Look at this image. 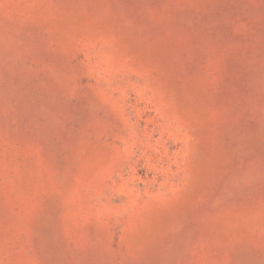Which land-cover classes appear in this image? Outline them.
<instances>
[{
  "label": "rangeland",
  "instance_id": "1",
  "mask_svg": "<svg viewBox=\"0 0 264 264\" xmlns=\"http://www.w3.org/2000/svg\"><path fill=\"white\" fill-rule=\"evenodd\" d=\"M0 264H264V0H0Z\"/></svg>",
  "mask_w": 264,
  "mask_h": 264
}]
</instances>
